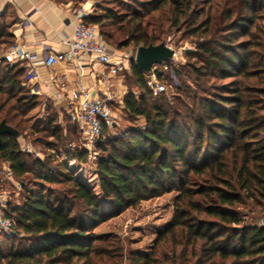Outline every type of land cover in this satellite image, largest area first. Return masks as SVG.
<instances>
[{"label": "trees", "instance_id": "16d2710c", "mask_svg": "<svg viewBox=\"0 0 264 264\" xmlns=\"http://www.w3.org/2000/svg\"><path fill=\"white\" fill-rule=\"evenodd\" d=\"M139 6L87 16L85 22L98 29L109 22L124 32L117 48H138L164 42L146 19L166 8L169 29H183L197 50L181 69L174 66L179 84L170 102L167 85L154 95L148 73L131 63L140 94L129 91L122 103L145 124L107 138L110 127L104 126L94 165L83 147L65 149L66 156L86 164L87 179L56 160L63 136L51 125L57 141L46 147L54 153L42 159L22 150L23 116L37 97L25 91L23 66L0 63V121L18 133L3 137L0 158L24 189L23 203L7 209L21 234H4L0 264H108L98 262L105 252L95 245L102 236L94 228L174 191L173 221L156 243L158 248L171 236L170 253L155 249L131 264H177L178 250L194 257L193 264H264V225L248 223L238 212L264 210V0H143ZM156 19L161 29V16ZM99 32L107 44L114 38Z\"/></svg>", "mask_w": 264, "mask_h": 264}, {"label": "rangeland", "instance_id": "374dc122", "mask_svg": "<svg viewBox=\"0 0 264 264\" xmlns=\"http://www.w3.org/2000/svg\"><path fill=\"white\" fill-rule=\"evenodd\" d=\"M71 6L76 11L84 8L88 12V16L91 15H106L107 13H126L132 9L140 8L143 0H70ZM161 16V22L163 26L158 27L156 18ZM169 13L168 10L162 9L160 12H153L146 20L153 21L154 24L150 30H156L161 41H164L175 49L177 52V59L173 62L175 67L180 68L187 63V54L194 53L197 48L192 40L183 36V29H169ZM264 22V16L261 19ZM105 32L114 35L111 41H108V47L114 50L118 55L128 58L129 70L125 72L124 84L126 91H134L140 94V89L136 85L135 78L133 77L131 70V63L134 61L136 56V50L131 43L128 46L117 48L116 42L123 38L121 34L124 32L117 30L114 26L110 25L109 22H104L102 28ZM121 35V36H120ZM119 39V40H118ZM184 73V72H183ZM146 80L150 78L148 74L145 75ZM186 84L192 88L194 82L188 75L183 77ZM264 79V76H263ZM230 80L219 81L224 83ZM160 83L167 85L166 99L165 101H173L174 97L172 94L175 92V86L179 84L175 83L168 78H161ZM25 91L31 94H35L30 89V86L26 85ZM126 92V93H127ZM125 94H122L120 98L116 97L114 102L116 123L106 130V138L110 136L119 135L123 130L134 125H144L145 120L141 117L131 116L125 109L123 99ZM154 95H160L161 92H155ZM37 100L33 102L34 108L23 116L25 121L21 127L22 134L19 136V141L22 150L28 152L32 157L45 158L46 155L52 152L46 147L49 141H57L55 138L50 136L48 130L51 125L54 130L62 132L63 139L59 141L58 153L56 154V160L64 162L71 170L72 173L83 179H87L89 170L85 163L77 162L72 160L69 156H66L65 149H75L76 147H82V136L73 124L71 117L66 113L65 109H60L56 106L55 102L51 98H47L41 95L35 94ZM4 112V111H3ZM1 112L0 117L3 115ZM20 119V118H19ZM52 120L51 122H49ZM30 149V151H28ZM97 151L95 157L88 158V162L94 165L101 155ZM9 164L2 158H0V215L6 217L8 214L7 209L14 208L23 203V187L21 180L15 178L10 170ZM25 179H30V176H26ZM178 194L177 191L165 194L161 197H156L149 200L142 201L135 207L126 209L122 214L111 217L107 221L98 224L94 231L101 235L102 238L96 242V247L105 252V255L98 257L101 263L108 264H131V260L137 255H148L151 254L155 249L159 251H165L170 253V248L173 245L171 236L166 240V243H162L156 248L158 236L170 227L175 209V197ZM240 216L243 217L244 221L248 223H264V210L261 208H250L242 207L239 211ZM262 216V217H261ZM14 221V219H12ZM15 223V221H14ZM3 231H0V242H5L6 237ZM21 231L16 228L15 234L17 238L20 237ZM179 249V248H178ZM181 249V248H180ZM181 250H178V263L177 264H193L195 258L190 254L182 256ZM168 255V254H167ZM170 258V257H169ZM161 259V258H160ZM163 264H168V262Z\"/></svg>", "mask_w": 264, "mask_h": 264}, {"label": "crops", "instance_id": "0c3cea01", "mask_svg": "<svg viewBox=\"0 0 264 264\" xmlns=\"http://www.w3.org/2000/svg\"><path fill=\"white\" fill-rule=\"evenodd\" d=\"M71 3L70 0H0V35L7 34L0 44V63L23 66L25 85L35 94L51 98L60 109L67 107L74 87L120 98L127 92L124 84L125 72L129 70L127 57L116 53L113 62L123 63V69L109 75L107 66L93 57L72 61L64 56L68 49L66 40L77 23ZM14 45H24L38 59L50 52L61 60L51 67L42 62L31 65L28 61L13 60L9 51Z\"/></svg>", "mask_w": 264, "mask_h": 264}, {"label": "built area", "instance_id": "2783aa9c", "mask_svg": "<svg viewBox=\"0 0 264 264\" xmlns=\"http://www.w3.org/2000/svg\"><path fill=\"white\" fill-rule=\"evenodd\" d=\"M87 16L86 9L82 8L77 11V23L71 37L66 40L68 49L64 56L72 61L93 57L107 66L109 75H116L123 69V63L113 62L116 52L108 47L97 25L85 22ZM9 54L13 60L28 61L31 65L42 62L48 67L58 64L61 60L56 53L50 52H45L43 58L38 59L36 54L27 50L24 45H14ZM176 59L177 52L175 51L171 60L153 66L152 71L148 73L150 79L147 83L155 92L166 90V85L158 80L159 73H162L164 78H172L175 85L178 82L173 63ZM115 101L116 98L113 95L101 96L82 86L70 90L69 102L65 111L78 126L82 136L81 144L88 151V158L96 156L97 140L102 135L104 126L112 127L116 123ZM0 231L13 236L15 234L14 221L0 215Z\"/></svg>", "mask_w": 264, "mask_h": 264}, {"label": "water", "instance_id": "95a60500", "mask_svg": "<svg viewBox=\"0 0 264 264\" xmlns=\"http://www.w3.org/2000/svg\"><path fill=\"white\" fill-rule=\"evenodd\" d=\"M174 54L175 49L167 45L166 42H161L138 47L134 61L141 71L149 73L152 71L153 66L171 60ZM17 134L12 126L4 120L0 121V148L4 136Z\"/></svg>", "mask_w": 264, "mask_h": 264}]
</instances>
